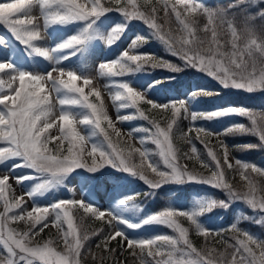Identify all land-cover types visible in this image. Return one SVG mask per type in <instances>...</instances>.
<instances>
[{
    "label": "snow or ice",
    "instance_id": "1",
    "mask_svg": "<svg viewBox=\"0 0 264 264\" xmlns=\"http://www.w3.org/2000/svg\"><path fill=\"white\" fill-rule=\"evenodd\" d=\"M260 4H264V0H231L224 7L210 8L196 0H174L172 3L164 0L161 16L152 0H143V3H138V0H86L84 3L81 0H14L0 3V22L7 26L11 38L23 45L19 55H25L26 58H43L54 65L44 74L34 73L18 65L9 58L10 38L0 34V49L4 51V58L0 61V74L6 70L8 72L7 79L0 75V166L11 161L13 163L9 171H15L17 168L32 170L33 174L16 177L17 183L20 184L35 180L26 195L34 198L50 193L64 185L77 169H86L88 173L95 174L108 165L144 181L152 190L146 195H154L156 190L167 183L198 182L223 189L228 196V199L220 201L202 198L189 211H179L169 206L141 218L139 222H130L124 218V214L133 210L139 212L142 209L135 202V196L127 195L117 199L116 206L107 211L108 219L105 220V211L94 207L92 203H86L83 199H61L50 207L37 206L25 212L26 202L23 196L13 195L12 202L8 200V191L12 189L8 184L9 176L3 175L0 176V202L4 205V211L0 212V244L7 258H0V264H82V252L91 254L95 260V254L91 253V248H87L86 244L93 236L104 233V229L89 231L83 223V217L79 218L78 224L68 206H78L85 214H91L97 220H105V223L113 228V231L106 234L101 243L96 245L103 252L112 254L111 264H123L122 260L117 259V249L109 247L110 242L117 237L126 242V249L132 250L130 255L137 256L139 250L141 255L153 258L150 264H264V241L239 227L241 221L249 220L264 224V195L257 198V189L246 175V172L251 170L264 176V168L240 160L233 164L229 160L228 146L221 142L220 158L215 151L208 148L207 155L214 163L209 165L200 161L201 167L211 166L215 169L205 177L199 172L189 171L186 163L179 164V150L172 137L173 127L182 111L190 114L192 121H211L230 114H239L250 120V126L235 123L225 129V134H251L257 137L260 143L247 144L244 147H264V115L237 106L208 111L193 110L189 113V103L195 107L202 98L218 94L207 89L192 88L185 98L169 103H157L147 98L146 92L174 79L173 76L168 77L167 81H150L143 86V91L132 87L128 82L114 85L117 90L111 93V98L118 110L135 109V114L118 115L117 121L136 119L137 114L138 117L148 119L139 108L140 102L153 109H171V119L166 121L165 127H161V123L153 119L151 124L155 131L142 129L150 133L151 142L159 148L158 155L166 166V170H161L148 159L150 153L147 150L133 149L127 156L123 154V149L117 150L108 130L111 129L116 137L121 136L120 130L115 127V122L103 105L98 106L89 100L90 95L99 99L100 90L92 87L85 92V87L92 84V79L78 75L72 68L66 70L61 66L63 61L80 57L77 65L81 70H86V58L95 51L98 42H103L108 47L115 45L122 39L131 22L138 20L146 25L148 35H135L128 49L118 58L100 63L98 71L101 77H121L143 72L149 67H164L173 73L192 68L213 77L223 89L245 90L248 93L264 90V25L258 27L255 23L257 19L264 21V8H258ZM36 5L39 6L43 17L44 32L55 26L62 29L77 24L80 26L74 30V34L64 37L61 42L51 47L43 46L45 37L42 35L41 25L36 23L37 17L32 15ZM253 9L257 11L253 12ZM113 11L121 15L120 22L105 25L107 14ZM169 12L179 25V35H173V30L165 27L170 23ZM197 14L207 18V23L202 28L197 25ZM238 18L240 28L237 27ZM198 32L204 35H198ZM53 36L55 37V33ZM148 37L162 41L167 51L182 61L183 67L148 53L130 54L147 43ZM5 45L8 47L5 48ZM78 81H82V85ZM49 83L52 90L58 94L57 99L61 106L59 115L55 113L51 92L47 88ZM64 106H79L83 111L73 112L66 110ZM104 123L107 127L103 126ZM78 124L92 127L88 134L84 135L78 129ZM53 128L57 129V134L51 132ZM137 131L141 129H133L129 135ZM197 131L208 136L217 135L206 132L204 128ZM100 133L103 134L106 144L93 142ZM140 142L145 144L148 141L141 137ZM50 143L53 148H49ZM190 151L191 155L183 154L186 159H192L193 156L199 159L195 145L191 146ZM133 153L139 154L138 163L131 160ZM85 157L91 159L90 164L86 162ZM222 161L230 170L234 169L235 165L241 180L246 182L245 190L235 189L226 179ZM145 167L154 175V179L145 175ZM36 175L39 176L38 180ZM235 204L246 206L254 212V216H245L241 211L230 229L223 230L236 234L230 238L235 243H225L222 251L209 247V235L219 237L222 232L205 226L200 217L211 213L217 207L235 211ZM50 212L54 214L51 221ZM256 216L259 219H256ZM177 217L186 218L189 227L179 223ZM19 222H24L23 230L9 226ZM121 225L128 229H140L145 225H165L173 230L174 235L132 237L126 235ZM49 226L57 230V239L49 236L42 242L36 240ZM190 229L205 238L203 249H198L193 244ZM99 260L100 264H104L105 257L102 255ZM141 264L145 262L142 260Z\"/></svg>",
    "mask_w": 264,
    "mask_h": 264
},
{
    "label": "rangeland",
    "instance_id": "2",
    "mask_svg": "<svg viewBox=\"0 0 264 264\" xmlns=\"http://www.w3.org/2000/svg\"><path fill=\"white\" fill-rule=\"evenodd\" d=\"M6 2H14V0H0V3H6ZM82 3L86 2V0H81ZM198 3H202V0H196ZM32 15H35L37 17L36 23L41 25V31L42 35L45 37V44L43 46L51 47L56 43L61 42V40L66 37L74 34V30L78 28L80 25H72L68 26L66 29H62L58 26H55L53 28H50L48 32H44L43 30V17L40 13L39 6L36 5L33 8ZM121 15L120 14H107V17L104 20L105 25H111L113 22H120ZM131 25V24H130ZM137 28L128 29L125 34L123 35L122 39L118 41L115 45L108 47L103 44V42H98L97 46L95 48V51L92 52L90 55L86 58V70H81L78 65L77 61L80 59V57H72L68 61H63L61 66L65 67V69L72 68L77 71L78 75H85L92 79V84L85 87V92H88L90 88L95 87L98 88L101 92V97L98 99V101L90 100V102L97 104L98 106L103 105L104 108L107 110V114L112 118V120L115 122V127L120 130L121 136L116 137L112 130L109 129V135L112 136V143L116 146L117 150L123 149V153L125 156L129 152H132L133 149H140L141 151L147 150L150 155L148 159L153 161L161 170H166V166L163 164L162 159L159 157L158 152L159 148L158 146L151 142L150 133H146L142 131V129H151L152 131H155L154 126L151 124V120L155 119L158 122L161 123V127L166 126V121L171 119V109L169 110H160L155 109L154 110V117H150L148 119H143L141 117L129 120V121H117L118 115H129V114H135V109L133 108H125V109H119L117 108V105L112 101L111 93L115 92L117 90L114 85H118L121 82H128L130 85L134 88H137L138 90L143 91V86L147 85L150 81L154 80V74L152 73V70H147L140 72V73H133L128 74L121 77H101L98 71V65L105 61H110L118 58V56L124 51L127 50L130 44V41L132 38H134L135 35H137ZM53 33H55V37L53 36ZM0 34L4 35L5 37H9V42L11 44V55L9 58L13 59L18 63V65L24 66L27 70L33 71L34 73L38 74H44L46 70H50L51 67L54 65L51 62H48L44 60L43 58L39 57H25V55H19L21 50L23 49V45H21L19 42L15 41L14 38L10 37V32L5 24L0 22ZM8 46L5 45V48ZM146 48H140L136 51H131L130 54H137V52L140 53H148L154 54L150 50H145ZM4 58V51L0 49V61H2ZM3 75L4 79H7L8 72L7 70L5 73L0 74ZM55 76L56 73H53ZM82 85V81H78ZM112 85V86H110ZM27 86V85H26ZM48 90L51 92V97L53 104L55 105V113L56 115H59L61 106L59 105L57 96L58 94L55 93L52 90V86L49 83L47 85ZM264 91V90H260ZM158 88H156L153 91L146 92L145 95L148 99L155 100L157 103H169L172 101L171 99H167L165 97L160 96L158 93ZM91 98V97H90ZM181 98H185V95H183ZM180 98V99H181ZM66 110H71L73 112H82L83 110L79 108V106H64ZM189 113L193 110L200 111L196 106L193 107L191 103L188 104ZM255 112L254 110H252ZM260 115H264V113H258ZM165 115V117L163 116ZM185 116L189 119L188 126L185 124V131L189 134L190 138L192 137V134L190 133L189 129L193 130L196 135L203 136L204 138H201L203 140V143L205 144V147H201L198 145L194 140H191V145H195L197 152L199 154V159L196 162V166L194 169L188 168L189 171H196L199 172L201 175L207 177L211 174V171H214L215 169L213 167L204 168L201 167L200 161H204L205 163H208L209 165H212L214 162L211 161V158L207 155L208 148H211L205 141L208 140L209 142L214 141L218 138H221L222 132L229 126L235 123H243L246 126L248 125V122H244L241 119L238 118L236 114H230L226 117L216 118L214 120L208 121L203 119H197L196 121H192L190 114L184 113ZM163 116V117H162ZM167 118V119H166ZM165 120L164 122H162ZM241 121V122H240ZM104 127H107V124H103ZM80 132L84 135L88 134V130L92 127L91 125H83L78 124L77 125ZM200 128H204L206 132H212L217 135L214 136H208L203 132H198L197 130ZM133 129H141V131H137L134 134L129 135L131 130ZM180 130V127H176V131ZM53 134H57V129L53 128L51 130ZM141 137H144L148 142L145 144H141L140 139ZM93 142H104L103 134L100 133L96 138H94ZM65 146L67 147V142L65 143ZM212 149V148H211ZM88 150H90V144L88 145ZM229 151V148H228ZM191 155V152L189 153ZM195 158V156H193ZM86 162L89 164L91 163V159L88 157H85ZM197 159V158H195ZM131 160L138 163L139 162V154L133 153L131 156ZM229 160L233 162L236 160H240L245 163L250 164H256L259 168H264V165L251 160L246 157H238L235 158L229 151ZM179 164L184 165L187 164L188 159H186L184 156H178ZM13 162H9L7 165L0 166V176L8 175L9 181L8 184L11 186L12 191H8V200L12 202L13 195L15 197H24V201L26 202L24 204V211H30L34 207H50L51 204L57 202L61 199H83L86 203H92L94 207L98 208L101 211H105L107 217V211L113 209L116 206V201L118 198H123L127 195H133L137 197V193L139 191H146L145 194L152 191L150 187L144 182L141 181L137 183L136 177H132L127 173L120 172V176L118 180H114L111 178H105L103 175L105 172H110L112 170L118 171L117 169L111 168V166L106 165L104 168H102L99 172L92 174L85 171H82L83 176L76 175V176H70L64 183V185H61L55 189H53L50 193H44L42 195H38L36 197H29L26 195V193L30 190V187L34 184L35 180H28L25 181L23 184L17 183L16 177L22 176L26 174H33L32 170L26 169V168H17L15 171H9L11 168ZM145 172V175H148L150 179H154V175L149 173L148 169L145 167L143 169ZM238 174V171H236ZM252 172L249 170L246 172V175H248L249 179L253 181L255 188L257 189V183L255 179L252 177ZM39 179V176L36 175V180ZM100 180L101 182L99 185H96L95 182L97 180ZM120 183L116 184V183ZM104 182V183H102ZM184 184H177V183H167L162 186L161 189L156 190L154 195H145L142 198H136V203L140 205V208L142 211L136 212L135 210L127 212L124 214V218L129 219L130 222H139V220L143 217H147L150 214H155L169 206L176 208L179 211H189L192 209V207L195 205V203L202 199V198H211L215 199L217 201L220 200H226L228 199L227 193L223 190L214 187L211 184L203 183V185H209L216 189H195L190 193H187L185 190H180L182 188H194L195 183L198 184V182H188ZM231 183V182H230ZM202 184V183H199ZM233 185V184H232ZM246 182H243L241 187L238 188V186H235L240 191L245 190ZM118 186V187H117ZM235 188V189H236ZM237 189V190H238ZM220 191V192H219ZM257 198L261 195L257 190ZM147 201H153L156 203V206H148L147 209L143 208V204ZM142 202L143 204H140ZM3 203V202H0ZM71 206H68V210ZM235 211L232 209H222L217 207L214 209L211 213L205 214L203 217H200V220L202 223L205 224V226L209 227L213 230H218L222 232V235L217 237L215 235H209L207 238L208 246L209 247H216L218 250H223L225 247V243L232 244L235 243L233 239H230L234 235H236L233 232H229L228 235L224 234L227 228L231 226L232 223L235 222V219L238 215H240L241 211L243 212V215L245 216H254L253 211L247 212L245 209H247L246 206L242 204H235ZM4 208L0 211L3 212ZM19 211V210H17ZM11 215V213H9ZM54 214L50 212L49 214V221L52 220ZM178 222L183 224L185 227H189V224H186L182 221L181 217H177ZM256 219H259L258 216H256ZM122 230L125 231L126 235L132 236V237H152L155 235H174V232L172 229L165 225H145L141 227L140 229H128L126 226L121 225L120 226ZM240 228L247 230L250 234L255 236L256 238L264 241V224H256L254 221H241ZM113 231V228L110 229L108 233H111ZM53 232V233H52ZM49 236H51L54 240L57 239L58 233L57 230L49 226L47 231L44 233H41L38 237H36V240L43 241L47 239ZM240 238H243L240 236ZM104 239V238H103ZM102 239V240H103ZM203 240L205 241V238L203 237ZM59 244V241H58ZM97 244L94 246L96 247ZM121 245L123 249L126 248V242H124L121 238ZM196 245V244H194ZM197 246V245H196ZM205 247V242L202 247L197 246L198 249H203ZM89 248V246H87ZM155 250V248H154ZM94 252L97 254L99 249L96 248ZM132 251V250H131ZM230 251V249H229ZM137 255L140 258V261H144L145 264H150L151 260L153 258L147 257L146 255H141L139 253V250H137ZM0 258H7L5 250L3 249L2 244H0ZM117 259L122 260V254L119 253L117 255ZM82 264H86L82 261Z\"/></svg>",
    "mask_w": 264,
    "mask_h": 264
},
{
    "label": "trees",
    "instance_id": "3",
    "mask_svg": "<svg viewBox=\"0 0 264 264\" xmlns=\"http://www.w3.org/2000/svg\"><path fill=\"white\" fill-rule=\"evenodd\" d=\"M203 5L206 7L210 8H215V7H224L228 3L231 2V0H202ZM164 0H152V3L157 6L159 14L162 16L163 15V4ZM169 3L174 2V0H168ZM138 3H143V0H138ZM113 6L114 5H109ZM258 8H264V4H260ZM257 11V9H253V12ZM109 14H119L115 11L109 13ZM169 20L170 23L167 24L165 27L171 28L173 30V35H179V25L175 21L174 16L169 12ZM197 20V25L199 28H202L204 24L207 23V18L201 14H197L196 16ZM162 22V21H158ZM256 25L259 27L261 25H264V21L257 19L255 21ZM237 27L240 28L241 25L239 23V18L237 22ZM137 28L138 33L140 35H148V29L146 25L141 22V21H132L131 25L128 27V29H133ZM127 29V30H128ZM142 33V34H141ZM198 35L203 36L204 34L202 32H198ZM142 47H145L147 50H150L154 53V56L157 58H162L165 61H169L175 65H178L180 67H183L182 61L173 55H171L166 48V45L163 44L162 41L156 39L155 37H148V42L145 43ZM147 70H152V73L154 74V80L156 79H164L167 81V78L170 76H173L174 79L165 82L161 86L158 87V94L162 97H165L167 99L172 100H178L180 99L183 95L186 96V93L189 92L190 89L192 88H200V89H207L212 92L218 93L217 95L209 96V97H204L202 98L201 102L196 105V107L200 111H208V110H214L217 108L221 107H226V106H237V107H245L248 108L249 110H254L256 113H264V91L257 90L252 93H248L245 90H236V89H223L222 86L219 85V83L211 76L207 75L206 73H203L197 69H192V68H186L185 70L181 72H176L173 73L169 69L164 68V67H156V68H146ZM91 97V98H90ZM89 100H95L98 101V99L94 95L89 96ZM139 108L144 112V114L148 118H152L155 116L153 108H151L148 104L144 102L139 103ZM239 119H241L244 122H248L247 126H250V120L247 117L240 116L239 114H236ZM165 117V115H163ZM162 116V117H163ZM167 119V118H166ZM163 120L162 122H164ZM241 122V121H240ZM189 119L187 116L184 115V112L182 111L180 114L179 119L177 120L176 125L173 127L172 131V137H173V143L174 145L178 148L179 154L178 156L182 157L184 156V153H190L191 151V140H194L198 145L201 147H205V144L203 143V140L201 138H204L203 136L196 135L195 132L191 129L190 133L192 134V137L190 138L189 134L187 131H185V124L186 127L188 126ZM180 127V130L176 131V127ZM190 130V129H189ZM201 137V138H200ZM213 151L217 153L218 158L221 157V152L219 148V144L223 142L226 144L229 148L230 153L235 157H246L251 160H254L262 165H264V147H256V148H246L244 145L247 144H259L260 141L258 140L257 137L251 135V134H237V133H227L225 134V130L221 134V138H218L214 141L209 142L208 140L205 141ZM49 148H53V144H49ZM125 153V152H123ZM198 159H195L194 157L192 159H188L187 165L188 168L194 169L196 166V162ZM222 167L225 168V177L226 179L231 182L233 185L241 187L244 181L241 180L239 174L236 173L235 170V165L234 169L230 170L227 169L223 165L222 161ZM85 171L84 169H77L71 176H76L80 175L83 176V172ZM149 171V170H148ZM150 173V171H149ZM89 174V173H88ZM252 177L255 179L257 183V190L261 195H264V191H261V189H264V176H261L259 173H253L252 172ZM105 178H117L120 176L119 171H110V172H105L103 175ZM137 183L141 182L138 177H136ZM101 181L98 179L95 182V187L96 185H99ZM104 183V182H103ZM189 184V183H187ZM195 187L193 189H213L216 191V189L212 186H207L202 184H194ZM234 186V188H236ZM236 188V189H238ZM192 189V188H191ZM240 189V188H239ZM238 189V190H239ZM180 190H185L186 192H190L191 190H187V188H182ZM223 191V189H220ZM220 192V191H219ZM140 194V193H138ZM143 194V193H142ZM4 208L3 203H0V211ZM72 214L74 217L77 218V223H80L81 217L84 218L83 223L87 225L88 230H95V229H104V233H102L99 236H93L92 239L86 244V247L89 246L91 248V253L95 254L96 248L99 249L97 254H95L96 259H92L91 254H86L82 252V261L85 262L86 264H100L99 258L103 255L105 257L104 264H111V258L112 254L111 253H106L103 252L101 248L95 247V244L101 243L102 239L108 232L110 231V227L105 223V220H97L95 219L91 214H85L82 209H80L78 206L70 207ZM249 213L248 209H245V211ZM182 221L186 224H189V222L186 220V218L181 217ZM10 227L13 228H18L23 230L25 228L24 222H19V223H12L9 225ZM48 228L44 230L47 231ZM227 229H230L227 228ZM43 232V233H44ZM231 231H225L224 234L228 235V233ZM53 233V232H52ZM190 239L192 240L193 244H196L199 247H202L204 245V240L202 236H199L195 233L194 230L190 229ZM195 245V246H196ZM196 246V247H197ZM109 247L111 248H116L117 249V255L119 253L122 254L123 258V264H141L139 256H132L130 255L131 250L130 249H123L121 245V238L117 237L116 240H113L110 242Z\"/></svg>",
    "mask_w": 264,
    "mask_h": 264
}]
</instances>
